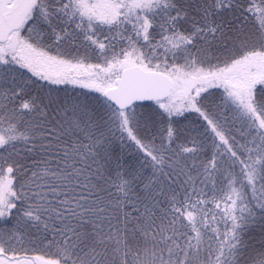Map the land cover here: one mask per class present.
<instances>
[{"label": "snow or ice", "instance_id": "snow-or-ice-1", "mask_svg": "<svg viewBox=\"0 0 264 264\" xmlns=\"http://www.w3.org/2000/svg\"><path fill=\"white\" fill-rule=\"evenodd\" d=\"M0 264H264V0H0Z\"/></svg>", "mask_w": 264, "mask_h": 264}]
</instances>
